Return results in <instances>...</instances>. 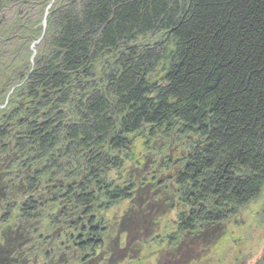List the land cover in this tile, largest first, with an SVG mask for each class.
<instances>
[{
	"label": "trees",
	"instance_id": "1",
	"mask_svg": "<svg viewBox=\"0 0 264 264\" xmlns=\"http://www.w3.org/2000/svg\"><path fill=\"white\" fill-rule=\"evenodd\" d=\"M52 2L0 0V264L217 255L264 192V0Z\"/></svg>",
	"mask_w": 264,
	"mask_h": 264
},
{
	"label": "rangeland",
	"instance_id": "2",
	"mask_svg": "<svg viewBox=\"0 0 264 264\" xmlns=\"http://www.w3.org/2000/svg\"><path fill=\"white\" fill-rule=\"evenodd\" d=\"M141 144L142 143L139 142L138 147L141 146ZM145 154L146 151L140 148L137 151L136 157L138 158ZM141 159L143 160L144 158L142 157ZM125 168H128L126 176L135 179V181H137L136 174H138V172L139 180L149 178L148 182L152 181L155 172H159L155 164L141 167L139 165L134 166L130 161L127 162ZM132 170H135L136 174L131 173ZM150 177L152 178L150 179ZM130 206V201H123L117 208L104 215H106L107 219H111L112 224H117L123 216V212L129 209ZM241 209L238 216L231 217L227 221V233L219 239L221 242L218 246L217 255L209 256L208 258L202 255L199 257V260H194L192 256H189V252L184 259H173L176 255L173 256L168 254L165 256L168 260L164 258L159 264H264V192L259 199ZM139 249L142 250L140 247ZM153 249L156 250L155 252L159 256L163 255H160L159 249L154 247L146 248L144 252L142 250L139 254L136 253L135 255L138 257L142 256L143 253L146 255L147 253H151L149 251H153ZM116 259L120 260V257L117 256ZM154 260L157 261L156 258H154ZM76 264H80V262L78 261Z\"/></svg>",
	"mask_w": 264,
	"mask_h": 264
},
{
	"label": "water",
	"instance_id": "3",
	"mask_svg": "<svg viewBox=\"0 0 264 264\" xmlns=\"http://www.w3.org/2000/svg\"><path fill=\"white\" fill-rule=\"evenodd\" d=\"M46 26H47V20L44 19V29L46 28ZM37 44H38L37 42L34 43V45H37Z\"/></svg>",
	"mask_w": 264,
	"mask_h": 264
}]
</instances>
